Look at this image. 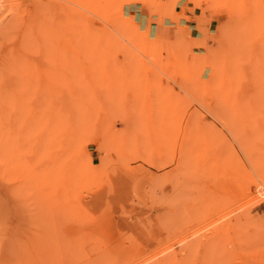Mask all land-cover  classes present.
<instances>
[{
    "label": "rangeland",
    "instance_id": "rangeland-1",
    "mask_svg": "<svg viewBox=\"0 0 264 264\" xmlns=\"http://www.w3.org/2000/svg\"><path fill=\"white\" fill-rule=\"evenodd\" d=\"M10 4L0 264H264V0Z\"/></svg>",
    "mask_w": 264,
    "mask_h": 264
},
{
    "label": "bare ground",
    "instance_id": "bare-ground-1",
    "mask_svg": "<svg viewBox=\"0 0 264 264\" xmlns=\"http://www.w3.org/2000/svg\"><path fill=\"white\" fill-rule=\"evenodd\" d=\"M11 1L12 0H0V9H7V6H8V4H10L11 3ZM14 1V0H13ZM53 2V1H52ZM111 2H113V1H111ZM15 3H17V2H15ZM54 3V2H53ZM59 3V2H58ZM57 4V3H56ZM55 4V5H56ZM112 5H113V3H111ZM110 4V2H109V5H111ZM11 5V4H10ZM15 6V5H14ZM54 6V5H53ZM55 7V6H54ZM62 7H65L66 9H68V12H69V8H67L66 6H62ZM9 8H10V6H9ZM9 8L6 10V12L5 13H7L8 11H9ZM12 8H15V7H12ZM12 8L10 9V10H12ZM16 9V8H15ZM14 9V10H15ZM50 10V9H49ZM55 10H58L57 8L55 9ZM53 11V10H52ZM59 11V10H58ZM3 12V11H2ZM11 12V11H10ZM9 12V13H10ZM57 12V11H56ZM2 14H4V13H2ZM60 14V13H59ZM61 14H62V16L60 15V16H57V17H60V18H63V19H65V17H67L68 15L66 14V11H61ZM67 15V16H66ZM5 16V15H4ZM4 18H2V20H3ZM58 19V18H57ZM67 20H68V17H67ZM67 20L65 21V22H67ZM76 21V20H75ZM2 22V21H1ZM64 22V24H67V23H69V22H67V23H65ZM24 41V42H23ZM28 41H29V36H26L23 40H22V42L21 43H23V44H21V45H24L25 44V46H27L28 45ZM16 63V64H15ZM19 65V62L17 61H15L14 62V64L13 65H11L10 67H9V72H12V71H14L16 68L15 67H17V68H20L18 65ZM21 66V65H20ZM10 69L12 70V71H10ZM20 70V69H19ZM19 70H16L17 72L19 71ZM20 72V71H19ZM18 72V73H19ZM13 74V73H12ZM11 74V75H12ZM17 74V73H16ZM15 74V77L17 76ZM29 75H31L30 73H29ZM13 76H14V74H13ZM17 77H19V76H17ZM16 77V78H17ZM18 79H21L20 77L18 78ZM18 81V80H17ZM17 81L15 82L16 83V85H18V83L21 85V83L20 82H18L17 83ZM19 86V85H18ZM23 86V85H22ZM22 86H21V88H22ZM18 88V87H17ZM19 88H20V86H19ZM27 88V87H26ZM26 90V89H25ZM24 91V90H23ZM29 91V90H28ZM31 91V90H30ZM228 105V104H227ZM233 106V105H232ZM235 107H240V106H235ZM255 108V107H254ZM259 108V107H258ZM236 109V108H235ZM238 110V109H237ZM245 110H246V108H245ZM232 111H233V109H232ZM237 112V111H236ZM220 113V112H219ZM234 113V112H233ZM247 113V112H246ZM216 115H218V114H216ZM253 115V114H252ZM251 120V119H250ZM252 121V120H251ZM222 138V137H221ZM214 158V157H213ZM216 158V157H215ZM205 162V161H204ZM222 162V161H221ZM226 163V162H225ZM224 163V164H225ZM206 165V164H205ZM214 165V164H213ZM223 165V164H222ZM225 166H227V165H225ZM222 167V166H221ZM228 167V166H227ZM229 168V167H228ZM222 169H224V168H222ZM232 169V168H231ZM234 169V168H233ZM237 169V168H236ZM240 169V168H239ZM225 170H226V172H227V170L228 169H226V167H225ZM229 171V170H228ZM232 171V170H231ZM236 171V170H235ZM233 172H234V170H233ZM232 172V173H233ZM240 172V171H239ZM221 174H222V172H221ZM230 174V173H229ZM238 174V173H237ZM223 175H224V173H223ZM227 175V174H226ZM232 175V174H231ZM235 175V174H234ZM241 176V175H240ZM243 176V175H242ZM242 176H241V178H242ZM235 182V181H234ZM239 182V181H238ZM208 215V214H207ZM223 220V219H222ZM244 220H246V219H244ZM220 222V221H219ZM227 226H228V224H227ZM233 226V225H232ZM220 228V227H219ZM225 228H227V227H223V228H221L220 229V232L222 233L223 232V230L225 231V232H223L224 233V235H226L225 237H228V233H229V231H228V229H229V227L227 228V229H225ZM223 229V230H222ZM226 230H227V233H226ZM219 231V230H218ZM234 232V231H233ZM217 233V232H216ZM218 235H219V233H218ZM217 244V243H216ZM241 245V244H240ZM214 255V254H213Z\"/></svg>",
    "mask_w": 264,
    "mask_h": 264
}]
</instances>
